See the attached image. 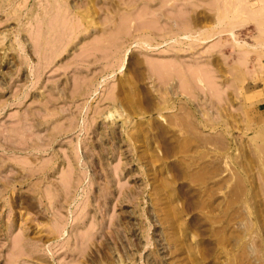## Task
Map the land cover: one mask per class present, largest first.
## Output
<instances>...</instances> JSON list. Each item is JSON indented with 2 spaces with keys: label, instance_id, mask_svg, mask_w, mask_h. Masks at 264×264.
Returning a JSON list of instances; mask_svg holds the SVG:
<instances>
[{
  "label": "rangeland",
  "instance_id": "1",
  "mask_svg": "<svg viewBox=\"0 0 264 264\" xmlns=\"http://www.w3.org/2000/svg\"><path fill=\"white\" fill-rule=\"evenodd\" d=\"M260 2L0 0V264H264Z\"/></svg>",
  "mask_w": 264,
  "mask_h": 264
},
{
  "label": "bare ground",
  "instance_id": "2",
  "mask_svg": "<svg viewBox=\"0 0 264 264\" xmlns=\"http://www.w3.org/2000/svg\"><path fill=\"white\" fill-rule=\"evenodd\" d=\"M240 1H241V0H240ZM258 1H259V0H258ZM243 2H244V1H243ZM243 2H242V4H243ZM261 2H262V5L260 6V9H261V12H262V10H263L262 13H263V16H264V2H263L262 0H261ZM261 2H260V3H261ZM240 3H241V2H240ZM224 10H226V8H225ZM253 10H254V9H253ZM253 10H251V11H252L253 13H256L257 10H256V11H255V10L253 11ZM224 12H226V11H224ZM226 13H227V12H226ZM253 13L251 14V16L254 15ZM257 13H258V12H257ZM257 13H256V14H257ZM259 13H260V12H259ZM262 13H260V14H262ZM260 14H259V15H260ZM225 15H226V14H225ZM249 15H250V14H249ZM259 15H257V16H259ZM255 16H256V15H255ZM255 16H254V17H255ZM260 16H261V15H260ZM220 17H221V16H220ZM220 17H219V18H220ZM250 18H252V17H250ZM259 18H260V17H259ZM261 18H262V16H261ZM263 18H264V17H263ZM256 19H257V18H256ZM221 20H223V19L221 18L220 20H218V22L221 23V22H222ZM253 20H254V18H253ZM257 20H258V19H257ZM263 20H264V19L261 20V23H260V21L258 20L259 22H257V24H258V23L262 24V22H264ZM254 24H255V20H254ZM262 25H264V24H262ZM257 26H258V25H257ZM221 27H222V26H221ZM260 28H261V27H260ZM262 31H263V30H262ZM188 33H189V32H188ZM263 35H264V33H263ZM187 36H188V35H187ZM208 36H209V35H208ZM165 70H166V69H165ZM174 70H175V69H174ZM180 70H181V69H180ZM163 71H164V70H163ZM173 72H174V71H173ZM182 72H183V71H182ZM175 73H176V70H175ZM180 73H181V72H180ZM183 73H184V72H183ZM184 74H185V73H184ZM184 74H183V75H184ZM174 75H175V74H174ZM180 76H181V75H180ZM184 76H185V75H184ZM183 79H185V78H183ZM186 79H187V78H186ZM186 79H185V80H186ZM184 83H185V82H184ZM186 83H188V80H187ZM186 85H187V84H186ZM186 85H185V86H186ZM187 86H189V85H187ZM187 86H186V88H187ZM189 89H190V88H189ZM180 94H181V93H180ZM187 99H188V98H187ZM187 110H188V109H187ZM188 114H189V113H188Z\"/></svg>",
  "mask_w": 264,
  "mask_h": 264
}]
</instances>
